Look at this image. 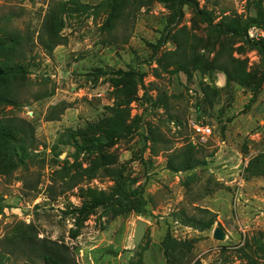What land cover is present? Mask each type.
Listing matches in <instances>:
<instances>
[{
	"label": "rangeland",
	"instance_id": "obj_1",
	"mask_svg": "<svg viewBox=\"0 0 264 264\" xmlns=\"http://www.w3.org/2000/svg\"><path fill=\"white\" fill-rule=\"evenodd\" d=\"M53 1L57 0H0V14L12 13L11 25L28 32L32 39L25 46L32 65L28 79L19 87V106L0 104V115L14 114L35 127L30 162L10 175L0 174V247L7 244L3 239L7 231L23 222L33 226L38 244L44 239L62 244L76 264H130L139 260L140 264H167L160 247L167 232L178 239L197 238L190 264H264V175L243 172L251 157L264 155V78L260 79L263 67L259 53L243 39H233V55L247 60L254 83L226 84L222 72L209 77L198 71L176 74L168 70L155 78V61L163 51L174 48L172 33L177 28L186 26L202 39L199 51L207 60L228 38L211 30L191 5L181 6L178 12L177 4L161 0H152L134 15L132 12L111 33L101 26L109 7L66 13L62 30L65 41L47 53L38 33ZM64 1L68 8L74 3L94 6L101 2ZM247 2L198 0L200 7L211 11L215 22L223 12L251 14L254 9ZM98 68L107 73L100 75ZM117 70H138L144 83L131 103L129 134L105 148L104 153L114 154L123 166L125 195L134 201L141 198L139 202L143 203L125 211L128 205H118L122 184L107 177L50 195L49 186H58L54 170L73 161L74 149L56 144L59 134L100 117L105 106L113 102V89L120 78ZM202 80L219 89L212 104L203 99ZM155 87L168 97L170 112L155 101ZM171 114L179 117V126L170 120ZM205 124L211 127L209 135L195 127ZM147 125L156 126V131L170 141L169 150L159 146L156 154L150 151L145 140ZM189 140L202 152L214 155L207 157L209 162L204 167L169 171L168 152ZM96 157L81 154L77 164L87 166ZM187 176L193 177L190 189L183 184ZM100 194L106 196L105 203L96 202L94 195ZM84 202L90 208L82 215L78 235L72 238V216ZM199 208L216 214L214 224L206 231L173 220L172 212L182 209L200 215ZM138 219L147 225L135 247L133 232ZM216 226L225 232L224 239L212 236ZM242 247L247 255L239 251ZM10 262H23L20 249ZM36 263L44 264L40 259Z\"/></svg>",
	"mask_w": 264,
	"mask_h": 264
},
{
	"label": "trees",
	"instance_id": "obj_2",
	"mask_svg": "<svg viewBox=\"0 0 264 264\" xmlns=\"http://www.w3.org/2000/svg\"><path fill=\"white\" fill-rule=\"evenodd\" d=\"M172 2L178 5L177 11L183 5H191L196 12L206 21L208 27L219 33L228 36L213 53L211 60L204 58L199 51L202 39L189 30L186 26L177 28L172 33L174 48L163 51L156 59V66L152 68V75L159 78L164 71L171 70L173 73L198 71L201 76L211 77L215 72H222L226 78V84L237 82L239 84L254 83L252 74L247 70V60L233 55L234 38H241L255 49L261 58L263 72L260 79L264 78V40L250 41L245 38L247 28L252 24H264V7L262 0H248L247 4L254 9L251 14H225L219 21H214L212 13L204 6L200 7L198 0H161ZM152 0H101L94 6L85 3H74V7L68 8L64 0L53 1L48 5L43 17L41 32L38 38L41 46L47 53L63 44L65 36L62 30L65 25L64 15L70 12H86L94 7H109L106 18L102 22V28L111 33L126 17L142 6H149ZM70 9V10H69ZM12 13L0 14V104L19 106L20 85L26 82L31 62L27 60L25 46L32 42L31 35L23 33L19 28L13 27L10 21ZM100 75L106 74L107 70L98 68ZM117 85L113 89V102L105 106V111L100 117L90 124L79 128H65L58 136L57 145L71 146L74 149L72 154L73 161L68 165H61L54 170V175L58 178V186H49L50 195L64 193L83 182H88L97 177H107L118 180L122 184L119 193V203L121 207L124 203L128 205L125 211L137 208L141 198L133 200L131 196L125 195L123 186L124 168L117 163V157L112 153H104V149L114 145L119 139L125 137L130 132L131 103L137 99L139 85L143 86L144 76L138 70L122 71ZM258 86V85H257ZM155 101L158 102L166 111L170 112V102L168 97L157 87ZM203 99L208 104L213 103V99L219 93V89L213 87L210 82L201 81ZM254 92V91H253ZM213 98L209 99L210 95ZM170 120L175 126L181 124L179 117L171 114ZM34 125L24 119L16 117L14 114L0 115V174L10 175L21 164L30 162L32 153L35 150L34 144ZM156 126H146V143L150 145V151L157 153L159 146L163 150H169L170 141L163 137L160 131H156ZM168 152L166 158V168L171 172H186L197 167H204L208 164L207 157H212L213 152H202L191 140L182 146ZM245 154L246 150H242ZM81 154H96L87 166L78 163ZM201 154V155H198ZM262 156V161L259 159ZM251 157L243 172L252 175H264V155ZM258 161V162H257ZM248 175V174H247ZM193 177L187 176L184 179V186L190 189ZM122 180V181H121ZM93 196L92 194H89ZM133 195V194H132ZM117 196V197H118ZM134 196V195H133ZM96 202L105 203L106 196L103 194L94 195ZM90 205L88 202L75 209L72 218L74 226L69 233L72 238L78 235L82 215L88 212ZM2 205H0V210ZM200 215L187 214L184 210L172 212L173 220L179 221L185 226L192 227L198 231H206L215 222L216 214L209 209L199 208ZM32 225L20 222L12 226L3 239L7 244L0 247V264H11L10 259L16 255L20 249L23 255V262L20 264H37L40 259L44 264H76L63 245L56 242L38 244L37 238L32 233ZM43 239V238H41ZM40 240V239H39ZM197 242V238L178 239L167 232L160 241V247L164 260L167 264H190L192 261V249ZM62 245V246H60ZM242 251L247 255L246 250ZM130 264H140L139 261H131ZM195 264H199L196 261Z\"/></svg>",
	"mask_w": 264,
	"mask_h": 264
},
{
	"label": "built area",
	"instance_id": "obj_3",
	"mask_svg": "<svg viewBox=\"0 0 264 264\" xmlns=\"http://www.w3.org/2000/svg\"><path fill=\"white\" fill-rule=\"evenodd\" d=\"M245 38L250 41L264 40V24H252L250 25L245 34ZM204 135H209L211 133V127L209 124L195 126Z\"/></svg>",
	"mask_w": 264,
	"mask_h": 264
},
{
	"label": "water",
	"instance_id": "obj_4",
	"mask_svg": "<svg viewBox=\"0 0 264 264\" xmlns=\"http://www.w3.org/2000/svg\"><path fill=\"white\" fill-rule=\"evenodd\" d=\"M146 225H147L146 221L142 219H138L136 221V226L134 227V232H133V239H134L135 247H137L139 243L141 242L142 237L144 235ZM212 236L215 239L222 240L226 237V234L220 227L216 226L213 230Z\"/></svg>",
	"mask_w": 264,
	"mask_h": 264
}]
</instances>
